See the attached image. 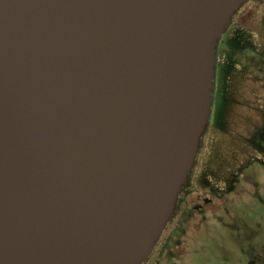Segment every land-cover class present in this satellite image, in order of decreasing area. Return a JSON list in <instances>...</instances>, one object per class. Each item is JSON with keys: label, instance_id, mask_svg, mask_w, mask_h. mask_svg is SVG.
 <instances>
[{"label": "water", "instance_id": "1", "mask_svg": "<svg viewBox=\"0 0 264 264\" xmlns=\"http://www.w3.org/2000/svg\"><path fill=\"white\" fill-rule=\"evenodd\" d=\"M248 1L0 0V264L150 256Z\"/></svg>", "mask_w": 264, "mask_h": 264}, {"label": "rangeland", "instance_id": "2", "mask_svg": "<svg viewBox=\"0 0 264 264\" xmlns=\"http://www.w3.org/2000/svg\"><path fill=\"white\" fill-rule=\"evenodd\" d=\"M217 55L222 69L217 62L192 218L170 264H264V4L240 9ZM204 192L210 200L197 212Z\"/></svg>", "mask_w": 264, "mask_h": 264}, {"label": "flooded vegetation", "instance_id": "3", "mask_svg": "<svg viewBox=\"0 0 264 264\" xmlns=\"http://www.w3.org/2000/svg\"><path fill=\"white\" fill-rule=\"evenodd\" d=\"M255 2L256 5H263L264 0H249L243 6H245L249 2ZM243 6L241 8H243ZM240 8V9H241ZM237 11V13L240 11ZM236 13V14H237ZM235 14V15H236ZM234 15V16H235ZM219 58V57H218ZM221 64V59H218V66ZM222 69L220 65V70ZM211 126L208 127L203 139H202V147L199 149V153L196 159V163L192 172L190 173L186 184L184 185L176 205L175 212L173 214L172 219L168 222L166 228L164 229L160 239L156 243L152 253L150 256L142 263V264H170L172 261L173 253L177 251L179 248V244L181 240L179 239L180 233L184 224L189 221V217L192 218L190 201L193 192L195 191V187H198V179H199V172L195 170L199 167V156L202 152L206 141L208 140L209 129ZM203 200L199 202L201 199ZM198 203L195 205V211L200 212L203 211V208L207 205L210 200L209 192H204L203 196L196 197ZM251 264H255V262H251Z\"/></svg>", "mask_w": 264, "mask_h": 264}]
</instances>
